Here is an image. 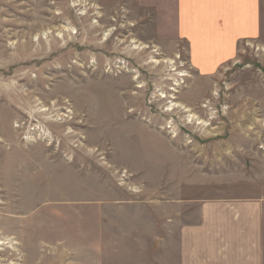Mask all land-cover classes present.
<instances>
[{"label": "rangeland", "instance_id": "obj_1", "mask_svg": "<svg viewBox=\"0 0 264 264\" xmlns=\"http://www.w3.org/2000/svg\"><path fill=\"white\" fill-rule=\"evenodd\" d=\"M174 13L0 0V264H173L201 205L264 199V0L207 77Z\"/></svg>", "mask_w": 264, "mask_h": 264}, {"label": "crops", "instance_id": "obj_2", "mask_svg": "<svg viewBox=\"0 0 264 264\" xmlns=\"http://www.w3.org/2000/svg\"><path fill=\"white\" fill-rule=\"evenodd\" d=\"M177 37L199 76L230 64L238 44L260 36L261 0H173ZM200 206L201 222L177 230L173 264H264V199ZM173 260V258H172Z\"/></svg>", "mask_w": 264, "mask_h": 264}, {"label": "bare ground", "instance_id": "obj_3", "mask_svg": "<svg viewBox=\"0 0 264 264\" xmlns=\"http://www.w3.org/2000/svg\"><path fill=\"white\" fill-rule=\"evenodd\" d=\"M176 86H178V84H177ZM172 91H175V90H172ZM171 106H174V104H171ZM186 112H188V110H187ZM187 117H188V121H190V122H191L192 120H196V121H197V118H195V117L192 116V115H188ZM197 124H201V122H199V120H198V121H197ZM202 124L207 125V124L204 123V122H203ZM3 243H4V242H1V241H0V246H2L1 244H3ZM9 243H10V242H9ZM10 244H15V243L12 242V243H10ZM12 247H13V246H12ZM12 249H13V248H12Z\"/></svg>", "mask_w": 264, "mask_h": 264}]
</instances>
